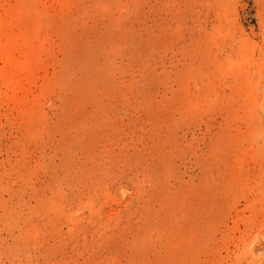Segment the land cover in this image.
Instances as JSON below:
<instances>
[{
  "label": "rangeland",
  "instance_id": "rangeland-1",
  "mask_svg": "<svg viewBox=\"0 0 264 264\" xmlns=\"http://www.w3.org/2000/svg\"><path fill=\"white\" fill-rule=\"evenodd\" d=\"M0 264H264V0H0Z\"/></svg>",
  "mask_w": 264,
  "mask_h": 264
}]
</instances>
